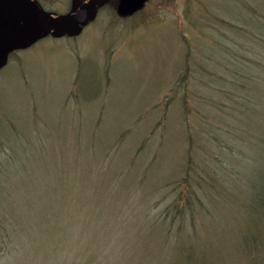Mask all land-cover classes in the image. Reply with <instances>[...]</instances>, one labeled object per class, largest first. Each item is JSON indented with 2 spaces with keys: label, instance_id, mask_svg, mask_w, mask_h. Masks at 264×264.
<instances>
[{
  "label": "rangeland",
  "instance_id": "1",
  "mask_svg": "<svg viewBox=\"0 0 264 264\" xmlns=\"http://www.w3.org/2000/svg\"><path fill=\"white\" fill-rule=\"evenodd\" d=\"M5 3L1 205L45 219L44 243L55 229L70 239L73 264H93L76 253L81 236L96 253L90 241L103 235L115 259L124 242L136 249L134 264H253L250 239L264 235L250 203L264 185V0H144L127 16L111 2L78 36L34 44L10 33ZM187 192L190 228L159 238L168 226L152 221L170 224ZM55 245L30 242L34 257L7 252L0 264H63Z\"/></svg>",
  "mask_w": 264,
  "mask_h": 264
},
{
  "label": "trees",
  "instance_id": "2",
  "mask_svg": "<svg viewBox=\"0 0 264 264\" xmlns=\"http://www.w3.org/2000/svg\"><path fill=\"white\" fill-rule=\"evenodd\" d=\"M244 148L245 147L240 146L239 152L242 153ZM189 174H190L189 171L186 170L185 175L187 177V181H188V178L190 177ZM4 182H5V177H3L0 174V259L3 256H5L4 254H6L7 252H9L11 256L18 252L19 254L22 255L21 258H23L25 255L26 256L24 258H28L29 256L31 258L32 256L34 257V254L30 252L29 247H28L30 242L38 243L42 247H44L45 245H47L48 247V245H51L54 242L56 245L54 247L51 246L50 248L51 249L54 248L56 250H59L60 248L63 251L64 253L63 254L64 255L63 264H73V261L71 260L72 257L69 256L70 255L69 250H71V245H72V241L70 239L67 240L63 238H57L56 236L59 234H57L58 231L55 229V232L53 233V235H49L51 236L50 237L51 242L44 243L43 241H40L39 238H40L41 233H42L41 235L43 234L45 235L47 233L46 227L49 226L48 225L49 223L43 221L45 219H41L40 216H37V218H35L36 216L35 217L31 215L23 216L20 213L15 214L14 211H12V209L7 208V206L5 207L4 205H1L2 204L1 199L3 200V197L5 199L9 193L5 191L3 188ZM263 186L264 185L260 186L261 191L257 193V195L253 198V200L250 203L253 204L252 206L253 208L259 209L260 211L264 212ZM192 196H196L199 198V196L196 195V191H193ZM191 199L192 198L190 197V195H188V192H187L185 195V199H184L185 201L181 205L176 204L178 203L179 198H177L176 201H173L172 210L173 211L176 210V214L172 216L173 219L170 222V224L166 222V217H163V216H162L163 219H160V217H158L159 218L158 220L155 219L154 221H152V222H157L151 225L152 228L154 226H158L159 230L160 229L163 230V227L165 225L168 226L165 230L166 233L165 232L159 233V238H160V235L166 236V238H169L170 234H167V233L170 228H171L170 230H173L175 233L181 232L182 228H185V229L186 227L190 228L185 223H184V227H182L181 220L183 219V222H184L185 218H187V216H189L190 214H191L190 216L192 217V213H190V209L192 208ZM6 201H8L7 198H6ZM168 212L169 211H167V213ZM257 213H259L258 210H257ZM148 224L150 223L146 222V227L148 226ZM127 229H129L128 226H127ZM59 233L60 235L62 234V232H59ZM102 238L103 239H98L93 242L90 241L92 245H95L94 250L96 253H94L93 250H91L93 246H91L90 248H87L88 246H84L85 243H87V241L89 240H87L86 237L84 238L83 236H81V238L77 240L81 244V247H80V250L76 251V253L82 252L83 253L82 257L84 260H87V259L90 260L92 258L93 264H110L109 262L112 259L115 260L113 264H134L133 258L134 256H136L134 254L137 251L136 249H133V247H131L127 242H124L123 244L119 246V250L122 251V253L124 254V257L122 258L120 256H117L115 259L116 254L112 250L115 246V243L112 245L110 242L112 246H110L111 247L110 252H107V250H105V247H106V243L108 242V240L104 238V235L102 236ZM172 239L173 238L171 237L169 241H171ZM250 242L253 245L254 252H255L252 258L253 264H264V258H262L263 262H261L258 256L261 253L262 248H264V235L263 237L259 235H253L250 239ZM102 245H104V247H102ZM116 247L118 248L117 243H116ZM47 256L49 255L47 254ZM145 264H151V263L150 261L146 260Z\"/></svg>",
  "mask_w": 264,
  "mask_h": 264
},
{
  "label": "flooded vegetation",
  "instance_id": "3",
  "mask_svg": "<svg viewBox=\"0 0 264 264\" xmlns=\"http://www.w3.org/2000/svg\"><path fill=\"white\" fill-rule=\"evenodd\" d=\"M5 2L6 0H0V5L6 4ZM9 2L12 3L8 13L9 30L11 34L21 38L22 44H34L44 37H52V27L47 20L42 18L44 15L69 14L75 12L83 3H93L96 7V16L92 21L85 23L84 28L99 18L104 7H111V2L114 4L118 2L126 16L134 13L142 3L135 10L128 11L121 5L120 0H13V2L9 0ZM7 41L8 45H17L18 47L21 45L14 42V37L8 38Z\"/></svg>",
  "mask_w": 264,
  "mask_h": 264
},
{
  "label": "water",
  "instance_id": "4",
  "mask_svg": "<svg viewBox=\"0 0 264 264\" xmlns=\"http://www.w3.org/2000/svg\"><path fill=\"white\" fill-rule=\"evenodd\" d=\"M143 0H120L121 5L128 11H133ZM96 16V7L93 3H83L75 12L60 14L58 16L44 15L52 27L53 37L77 36L81 33L83 25L92 21ZM17 21V19H15Z\"/></svg>",
  "mask_w": 264,
  "mask_h": 264
}]
</instances>
